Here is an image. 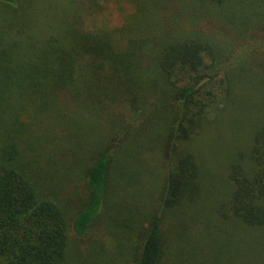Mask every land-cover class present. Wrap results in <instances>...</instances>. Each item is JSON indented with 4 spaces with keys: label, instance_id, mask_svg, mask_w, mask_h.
Returning <instances> with one entry per match:
<instances>
[{
    "label": "trees",
    "instance_id": "1",
    "mask_svg": "<svg viewBox=\"0 0 264 264\" xmlns=\"http://www.w3.org/2000/svg\"><path fill=\"white\" fill-rule=\"evenodd\" d=\"M196 206L231 232L189 223ZM250 255L264 264V0H0V264Z\"/></svg>",
    "mask_w": 264,
    "mask_h": 264
},
{
    "label": "rangeland",
    "instance_id": "2",
    "mask_svg": "<svg viewBox=\"0 0 264 264\" xmlns=\"http://www.w3.org/2000/svg\"><path fill=\"white\" fill-rule=\"evenodd\" d=\"M111 10L112 11H115L113 8H111ZM119 22H120V17L118 15L116 24L119 23ZM113 140L115 141L116 140V137H114V136L112 137L111 136V138L108 140V142H112ZM218 147H219V144H218ZM220 150L221 149H219L216 153L219 154ZM221 162H222V159L221 158H219L218 160H216V163L217 164H219ZM45 184H48V185H50L49 187L54 188V192L52 193L53 194L52 196H57V198H59L60 197L59 193H62L65 197H67L68 199H72L76 204H78V200L72 195V193L68 189H64V192H61L60 189L58 190V189H55V187H53L54 184L50 180L49 181L46 180L45 181ZM85 192H86V190H84V187L82 185H80L79 192H78L79 193V198L81 196H83ZM195 208H201V207L196 206L194 208L187 209V211L189 212L188 213L189 216L190 217L192 216L191 217V221L189 223L197 222V221L200 220V221H202V223L205 226V228L211 227V228H215L217 230L227 229V231L231 232V230L228 228L229 226L227 224L225 226L226 228L225 227H222V225H219L218 223H216L215 221H213L209 216H207L208 214L204 210H201V209L198 210L197 211L198 212V215H197L198 217L194 216L193 215V209H195ZM168 216L169 215H166L165 217L167 218ZM174 219H175V217H174ZM89 237H90L89 239L79 240V241H76V242H72L71 243L72 246L70 247V249L71 250H77V248L80 247V250L83 251V250H86L91 244L92 245L94 244L93 247L97 246V244H101L102 239L100 238V235L99 234H96L95 237H93L91 235ZM94 238H96L98 240H94ZM88 244H90V245H88ZM114 258L115 257H113L111 259L113 260V262L116 263V261H114ZM254 258H255L254 256L250 255V258L248 257L246 259V263L247 264H254V263L256 264ZM80 262H81V260L79 262L75 263V264H82V262L81 263ZM116 264H118V263H116ZM120 264H121V262H120ZM258 264H261V263L258 261Z\"/></svg>",
    "mask_w": 264,
    "mask_h": 264
}]
</instances>
